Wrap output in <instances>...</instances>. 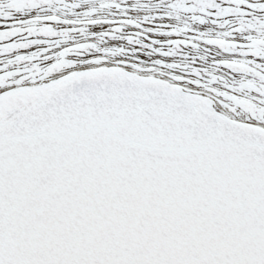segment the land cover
Returning a JSON list of instances; mask_svg holds the SVG:
<instances>
[{
  "label": "snow or ice",
  "instance_id": "1",
  "mask_svg": "<svg viewBox=\"0 0 264 264\" xmlns=\"http://www.w3.org/2000/svg\"><path fill=\"white\" fill-rule=\"evenodd\" d=\"M0 264H264V0H0Z\"/></svg>",
  "mask_w": 264,
  "mask_h": 264
}]
</instances>
